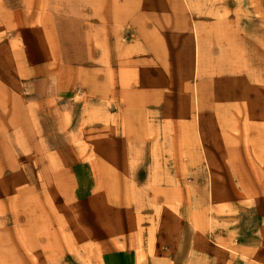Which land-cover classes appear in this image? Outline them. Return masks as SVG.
<instances>
[{
    "label": "rangeland",
    "instance_id": "rangeland-1",
    "mask_svg": "<svg viewBox=\"0 0 264 264\" xmlns=\"http://www.w3.org/2000/svg\"><path fill=\"white\" fill-rule=\"evenodd\" d=\"M110 237L264 264V0H0V264Z\"/></svg>",
    "mask_w": 264,
    "mask_h": 264
},
{
    "label": "crops",
    "instance_id": "crops-1",
    "mask_svg": "<svg viewBox=\"0 0 264 264\" xmlns=\"http://www.w3.org/2000/svg\"><path fill=\"white\" fill-rule=\"evenodd\" d=\"M64 155L63 153H57V155ZM63 161L65 159L61 158ZM81 159L77 161H73L68 167L74 172V175L77 176V169H79V166L82 164ZM66 165V164H65ZM71 174V173H70ZM110 244L111 248H109L108 245H105L104 242L99 240V244L102 245V252L99 259V264H138L135 249L133 247L127 246H121L117 243H114V238L110 237L107 239ZM108 252V253H106Z\"/></svg>",
    "mask_w": 264,
    "mask_h": 264
},
{
    "label": "bare ground",
    "instance_id": "bare-ground-1",
    "mask_svg": "<svg viewBox=\"0 0 264 264\" xmlns=\"http://www.w3.org/2000/svg\"><path fill=\"white\" fill-rule=\"evenodd\" d=\"M45 182H47V179H46V181ZM215 193H216V191H214ZM168 193V192H167ZM168 195V194H167ZM171 196V195H170ZM155 197V196H154ZM131 203V202H130ZM142 203V202H141ZM146 203V202H145ZM143 204V203H142ZM139 206V205H138ZM142 206V205H141ZM146 206V205H145ZM144 206V207H145ZM126 207V206H125ZM142 209V208H141ZM147 209H148V207H147ZM150 209V208H149ZM154 209V208H153ZM134 210H135V208H134ZM143 210V209H142ZM131 211V210H130ZM132 213V212H131ZM141 213V212H140ZM153 213H155V212H153ZM133 214V213H132ZM136 214V213H135ZM135 214L133 215V216H135ZM139 214V213H138ZM143 214V213H142ZM145 214V213H144ZM155 215V214H154ZM152 216V215H151ZM143 218H144V216H143ZM148 218V217H147ZM150 218V217H149ZM225 218V217H224ZM140 220V219H139ZM133 221V220H132ZM193 221V220H192ZM159 225H161V224H159ZM134 227V226H133ZM196 228V227H195ZM229 228V227H228ZM136 229V228H135ZM210 229V228H209ZM223 229V228H222ZM233 230V229H232ZM137 231V230H136ZM199 231V230H198ZM216 234V233H215ZM150 235V234H149ZM149 235H148V237H149ZM205 236V235H204ZM196 237H197V235H196ZM200 237H201V235H200ZM224 239H222V240H225V237H223ZM117 239V238H116ZM121 239V238H120ZM196 240H198V238L196 239ZM195 240V241H196ZM119 241V240H118ZM198 242V241H197ZM230 246V245H229ZM232 247V246H231ZM220 248V247H219ZM232 249V248H231ZM245 249H247V248H245ZM214 250V249H213ZM227 251H229V250H227ZM231 251V250H230ZM246 251V250H245ZM248 251V250H247ZM202 252V251H201ZM249 252V251H248ZM248 252H247V254H248ZM106 253H108V252H106ZM214 254V253H213ZM250 255V254H249ZM245 256V255H244ZM213 257V256H212ZM214 258V257H213ZM247 258V257H246ZM213 260V259H212ZM213 264V263H212Z\"/></svg>",
    "mask_w": 264,
    "mask_h": 264
}]
</instances>
